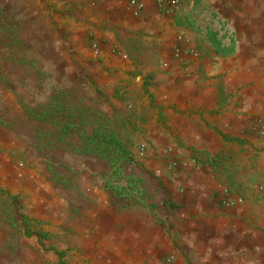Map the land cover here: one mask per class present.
<instances>
[{
    "label": "crops",
    "instance_id": "1",
    "mask_svg": "<svg viewBox=\"0 0 264 264\" xmlns=\"http://www.w3.org/2000/svg\"><path fill=\"white\" fill-rule=\"evenodd\" d=\"M7 1L133 131L120 183L90 155H57L70 179L0 157L37 239L69 264H264V0Z\"/></svg>",
    "mask_w": 264,
    "mask_h": 264
},
{
    "label": "rangeland",
    "instance_id": "2",
    "mask_svg": "<svg viewBox=\"0 0 264 264\" xmlns=\"http://www.w3.org/2000/svg\"><path fill=\"white\" fill-rule=\"evenodd\" d=\"M18 10L9 5L7 0H0V131L12 134L14 143L8 147L0 144V157L18 162L25 169H32L33 165H46L58 179H70L69 176L59 175L63 171L58 164L60 154L100 157L78 153L73 145L61 140L57 125L37 119L35 108L65 91L62 98L65 107L75 105L72 107L87 110L94 124L97 123V116L107 117L110 128L115 129L119 136L130 137L133 131L127 127V119L119 113H114L112 117L107 115L104 111V95L84 75L74 83L61 84L63 71L44 59V48L40 41L44 34L33 26L29 17L20 15ZM20 77L25 81L18 80ZM57 120L64 122L63 118ZM87 129L92 132V125H88ZM72 135L74 137L70 140L76 142L74 144L79 148L82 147L80 136L74 131ZM109 167L113 183H120L124 178L122 168L120 173L114 174ZM70 181L68 187L74 186L76 181ZM25 218L28 219V229L23 222ZM38 223L39 220H33L26 214L21 195L14 194L0 182V264H61V261L69 264V260L64 257L61 260L59 256L64 251H49L45 243L33 234L34 231H41ZM49 236L47 234V238Z\"/></svg>",
    "mask_w": 264,
    "mask_h": 264
},
{
    "label": "trees",
    "instance_id": "3",
    "mask_svg": "<svg viewBox=\"0 0 264 264\" xmlns=\"http://www.w3.org/2000/svg\"><path fill=\"white\" fill-rule=\"evenodd\" d=\"M65 94L66 92L63 91L54 95L48 103L35 108L38 113L37 119L57 125L60 128L61 140L73 145L78 153L96 155L107 161L114 174L120 173L124 164H129L133 161L131 145L134 142L132 136H119L115 129L110 128V121L107 117L97 116V123L94 124L89 119L90 116L87 110L72 107L75 105L65 107L62 101ZM57 118H63L64 122L58 121ZM88 125H92V132L88 131ZM73 131L83 140V146L80 148L74 144L76 142L73 143L70 140L74 137L72 135ZM27 220V218L23 220L26 229L29 227ZM63 254V252L59 253L61 260L64 257ZM61 262L63 264V261Z\"/></svg>",
    "mask_w": 264,
    "mask_h": 264
},
{
    "label": "built area",
    "instance_id": "4",
    "mask_svg": "<svg viewBox=\"0 0 264 264\" xmlns=\"http://www.w3.org/2000/svg\"><path fill=\"white\" fill-rule=\"evenodd\" d=\"M130 4L135 7L137 13L144 9L145 2L144 0H129ZM182 0H169L168 1V9L170 11L176 9ZM95 49L98 47L97 45H94ZM260 135L264 137V126L260 129Z\"/></svg>",
    "mask_w": 264,
    "mask_h": 264
}]
</instances>
